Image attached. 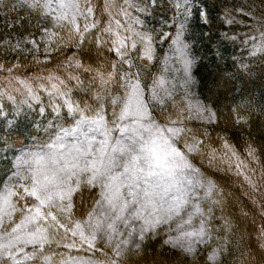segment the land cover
<instances>
[{"label": "snow or ice", "instance_id": "snow-or-ice-1", "mask_svg": "<svg viewBox=\"0 0 264 264\" xmlns=\"http://www.w3.org/2000/svg\"><path fill=\"white\" fill-rule=\"evenodd\" d=\"M0 264H264V0H0Z\"/></svg>", "mask_w": 264, "mask_h": 264}]
</instances>
